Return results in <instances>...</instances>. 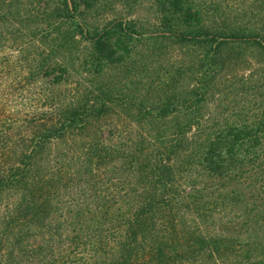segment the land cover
<instances>
[{
	"label": "trees",
	"instance_id": "1",
	"mask_svg": "<svg viewBox=\"0 0 264 264\" xmlns=\"http://www.w3.org/2000/svg\"><path fill=\"white\" fill-rule=\"evenodd\" d=\"M210 3L155 0L138 21L0 0V264H264V117L203 127L231 45L264 54V30Z\"/></svg>",
	"mask_w": 264,
	"mask_h": 264
},
{
	"label": "rangeland",
	"instance_id": "2",
	"mask_svg": "<svg viewBox=\"0 0 264 264\" xmlns=\"http://www.w3.org/2000/svg\"><path fill=\"white\" fill-rule=\"evenodd\" d=\"M155 0H93L95 9L90 10V18L98 20H111L120 14L126 13L131 19L145 21L153 20L157 15ZM208 4H215L225 7L224 10L231 15L233 20L257 22V26H263L264 30V0H197ZM226 13V14H227ZM213 15V14H211ZM254 26V25H253ZM113 41V39H111ZM152 42V41H151ZM148 39L139 41L131 40L133 50L141 49L150 51L152 43ZM236 52L237 59L232 62L231 66L221 75L219 92L214 98L211 96L203 108L205 114L211 113L216 122L204 124L203 127L212 126L213 129L223 128L227 125L242 126L250 124L264 117V78L259 79L257 69L261 63L264 64V54H262L253 44L231 45ZM95 49V45L87 44V53ZM147 51V52H148ZM181 49L169 50L167 54L155 57L150 56L143 60L148 65V73L141 76L137 74L136 79L157 75V72L170 69L174 55L181 54ZM182 59L191 60L197 53V48L192 45H186L183 50ZM199 53V50H198ZM149 54V53H147ZM180 60V59H179ZM112 64L111 66H113ZM154 71V73L152 72ZM79 77V74H78ZM127 82V81H126ZM127 83H130L129 81ZM254 83H259L257 88ZM16 95V91H14ZM0 105L9 103L8 96L2 94ZM220 98L222 99L220 101ZM215 99V100H214ZM217 99V100H216Z\"/></svg>",
	"mask_w": 264,
	"mask_h": 264
}]
</instances>
